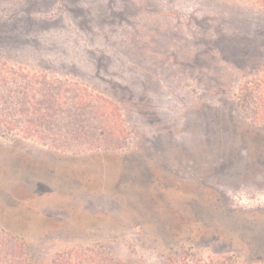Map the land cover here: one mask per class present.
I'll return each mask as SVG.
<instances>
[{"label":"rangeland","instance_id":"374dc122","mask_svg":"<svg viewBox=\"0 0 264 264\" xmlns=\"http://www.w3.org/2000/svg\"><path fill=\"white\" fill-rule=\"evenodd\" d=\"M0 82V122L15 125L0 124V227L26 239L0 232V256L251 259L194 220L220 234L233 212H264V171L248 164L264 149L258 0H0ZM37 90L47 115L21 117Z\"/></svg>","mask_w":264,"mask_h":264},{"label":"trees","instance_id":"16d2710c","mask_svg":"<svg viewBox=\"0 0 264 264\" xmlns=\"http://www.w3.org/2000/svg\"><path fill=\"white\" fill-rule=\"evenodd\" d=\"M258 4L260 5V7L264 8V0H258ZM247 21V20H246ZM230 41H225L226 43L232 42L234 43L233 45H235L237 48L241 49V47L237 44H235L236 42H241V38H236L232 35L230 36H226ZM261 39V36H257L254 37L253 39H251V37H244L245 40H243L242 42L248 44L249 46H256L257 44H255L257 41L260 40H256V39ZM4 39V38H3ZM8 41L14 40V38H10L9 36H6L5 38ZM241 44V43H240ZM245 46V45H242ZM244 48V47H243ZM7 82V81H6ZM5 82V83H6ZM4 83V84H5ZM0 82V87L2 85H4ZM41 82H37L35 85H33L34 87H40ZM12 97V96H11ZM39 97L41 98V100H38ZM60 95H58L57 99L59 100ZM13 98V97H12ZM31 101L29 102V105L31 106L30 109L28 111H23L21 112V117L23 118H27L29 116H37L39 117V119H43V117H45L47 115V111L44 109V106H50L49 104H46V97H44V94H41L39 90L35 91V93H32V95L30 96ZM84 97L78 95L77 98H75V106H79L81 104H84ZM59 105V104H58ZM40 108H43L40 109ZM22 122L19 121V125ZM0 124H2L3 126L9 128H14V124L13 123H8V122H0ZM27 124L30 126H39L40 122L36 121H27ZM263 145H264V139L262 140ZM259 151V150H257ZM248 160L250 164V161L252 164H255L254 166H259L258 170L264 171V149L261 151L260 155L257 154L256 155H252L248 156ZM255 162V163H254ZM254 177L257 176L258 173H254ZM235 213V218L231 219V227L230 228H223V230H226L222 233L219 234L217 229V225L213 220L212 222H207L205 223L202 217H200L199 215L197 217H195V222H200V223H204L203 224V228L204 229H208V223L215 224V230L212 228L211 230H209L207 232L208 238H214L215 240L218 239H226L229 241H236V243L239 245V247H244V249H247L249 251H252V257L250 260H248L246 263L247 264H264V212L259 214V218H249L251 216H253V214H246L244 212H233ZM257 215V214H256ZM258 217V216H257ZM258 219V220H257ZM244 221V222H243ZM240 223H243V228L240 229ZM234 226V227H232ZM250 226L252 228H250ZM206 227V228H205ZM206 229V231H207ZM238 229H240L241 232V236L239 238H233L234 236H236V232L238 231ZM214 230V231H213ZM0 232L1 234L5 235L7 238V241L11 242L12 244H16V245H21L23 248L26 244V239L22 236H19L17 234H14L2 227H0ZM207 235L203 233V237H206ZM18 246H14L13 249L6 253L5 255L0 256V264H29L28 261V254L25 255V253H20V248ZM258 254V256L253 257L254 254ZM77 254L72 251L69 254H67L68 260L70 261H66L65 259L62 260L61 257H59L57 259V261L55 262H51L50 264H71L74 261V257H76ZM66 257V258H67ZM91 258V257H90ZM254 258V259H253ZM75 263V262H74Z\"/></svg>","mask_w":264,"mask_h":264}]
</instances>
